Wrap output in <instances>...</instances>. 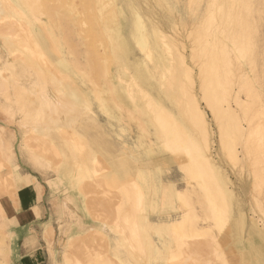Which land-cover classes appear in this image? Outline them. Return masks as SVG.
Here are the masks:
<instances>
[{
    "label": "rangeland",
    "instance_id": "rangeland-1",
    "mask_svg": "<svg viewBox=\"0 0 264 264\" xmlns=\"http://www.w3.org/2000/svg\"><path fill=\"white\" fill-rule=\"evenodd\" d=\"M0 8V197L52 176L71 182L49 205L48 264H264V0H0ZM153 42L166 49L163 66L155 46L147 51ZM135 64L152 86L137 85ZM203 83L233 117L223 147ZM194 103L208 139L187 118ZM160 108L175 122L162 136L180 150L158 148L151 121ZM206 145L215 168L193 171L209 181L199 189L189 166L204 164ZM112 169L122 186L101 176ZM169 184L183 200L163 198ZM183 215L180 236L150 227Z\"/></svg>",
    "mask_w": 264,
    "mask_h": 264
},
{
    "label": "crops",
    "instance_id": "crops-1",
    "mask_svg": "<svg viewBox=\"0 0 264 264\" xmlns=\"http://www.w3.org/2000/svg\"><path fill=\"white\" fill-rule=\"evenodd\" d=\"M70 188L67 177L60 182L52 176L19 187L13 196L0 197V232L5 237L0 235V244L6 245L0 264H48L43 232L49 205L66 196Z\"/></svg>",
    "mask_w": 264,
    "mask_h": 264
},
{
    "label": "bare ground",
    "instance_id": "bare-ground-1",
    "mask_svg": "<svg viewBox=\"0 0 264 264\" xmlns=\"http://www.w3.org/2000/svg\"><path fill=\"white\" fill-rule=\"evenodd\" d=\"M33 2V1H32ZM33 4V3H32ZM75 5V4H74ZM72 5H70V7H71ZM131 5H129L128 7H130ZM1 9V8H0ZM133 30L131 29L128 33H129V36L130 37H133V36H135V34L137 33V32H139L138 31V29H137V23L135 22V21H133ZM152 32H153V37L155 38V37H159V31H158V29H157V27L156 26H154V27H152ZM159 32V33H158ZM51 33V32H50ZM160 39H161V36H160ZM36 42V41H35ZM165 43V42H164ZM166 44V43H165ZM161 45H163V43H160V42H153V43H151L150 44V47L149 46H147V51H148V53H151L152 54V52H153V50L152 49H154L153 48V46H155L156 47V49H158L157 51H155V56H154V59H155V62H156V66H158V65H161L162 64V66H163V63L164 62H166L167 60H165V59H163V52L164 51H166V49H165V47H161ZM38 46V45H37ZM121 46H122V48H123V54H124V49H125V47L124 46H126V44L125 43H122L121 42ZM37 48V47H36ZM118 48V47H117ZM243 52V51H242ZM40 53V52H39ZM136 65V67H134V72H133V74H134V76H132L133 78H135V80H137V85H139V84H141L142 82H144L145 81V83L146 84H149L148 86H152V84H151V82H150V80L147 78V76L146 75H143V74H140L139 72H140V70H139V66L137 65V64H135ZM132 66H134V65H132ZM133 78H130V79H132L133 80ZM201 85V84H200ZM142 87V86H141ZM200 91H201V93L203 94V100H204V105H205V107L209 110V112H210V114H211V116H212V118L214 119V121H215V124H217L216 126H218L217 128H218V134L220 135V145L223 147V143H224V138H223V136H224V133H225V120L228 118L230 121H232L233 122V117L230 115H227V112L225 111H223L222 109H221V107H219L218 105H217V103H216V99L214 98V99H212V98H210V96H209V94H208V85H206V83H203L202 84V86H201V88H200ZM158 93H161V92H158ZM78 94H79V92H78ZM78 94L75 92L74 93V95H73V97H74V101H70V102H72L73 104L74 103H79L80 102V96H78ZM80 95V94H79ZM164 96L167 98V99H169V98H173V95H171L170 94V92H167V93H164ZM69 105H70V103H69ZM65 108H67V107H65ZM71 108H73L72 106H71ZM68 109V108H67ZM69 109H70V107H69ZM71 110V109H70ZM74 110V109H73ZM160 110H161V108H160ZM163 110V109H162ZM161 110V111H162ZM51 111V110H50ZM54 111V110H53ZM65 111H66V109H65ZM68 112H69V110H68ZM76 112L77 111H73L72 113H69V116L72 118H74V120L77 118V116H78V114H76ZM166 111H162V113H165ZM52 113V112H51ZM187 114V118H189V121H190V124L193 126V128L196 130V131H198L199 132V137L201 138V139H208V138H210V134H209V128H208V122H207V120H206V116H205V113L204 112H202L199 108H198V104L197 103H194V108L192 109V110H188L187 112H186ZM45 114V113H44ZM50 115V114H49ZM52 115V114H51ZM54 115V114H53ZM52 115V116H53ZM227 115V116H226ZM40 116H42V115H40ZM39 116V117H40ZM46 116H47V114H46ZM56 116V115H55ZM59 116V115H58ZM158 116V115H157ZM157 116L155 117V119L153 120V121H151V122H154V130H155V136H156V138H158L157 140H159L158 141V143H159V149H164L166 152H174V151H176V150H180L181 149V147H179L178 146V144H176V143H178V141H176V139H175V143H173L172 142V140H170V134H167L168 136H162V135H164L163 133H161V130L163 131V126H167V127H169L170 128V126H174L175 125V122H173L174 120L171 118V116L169 115V114H163V116H165L163 119H164V121L165 122H162V121H160L161 120V118L163 117H161L160 119H158L157 118ZM50 118V117H49ZM157 118V119H156ZM47 120H48V118H47ZM54 120H55V118H54ZM152 120V119H151ZM188 120V119H187ZM35 121V120H34ZM53 121V120H52ZM48 121H46V123H47ZM167 124V125H166ZM44 125H46V124H44ZM47 126H49V125H47ZM44 127V126H43ZM46 127V126H45ZM44 127V128H45ZM159 132H160V134H159ZM169 132V131H168ZM175 132V131H174ZM170 133V132H169ZM218 135V136H219ZM162 136V137H161ZM163 137H164V139H163ZM170 137V138H169ZM176 137V136H175ZM173 138V137H172ZM176 144V145H175ZM176 149V150H175ZM202 156H203V163L204 164H200V163H198L197 161H196V158H195V161H194V164L193 165H190L189 166V172H190V175L192 176L191 178H197V179H200V181H199V189H206V188H209L210 186H208L209 184L207 183V181L208 180H206L205 179V177H202V176H200L199 178H198V176L196 177V175L194 174V172L193 171H197L196 169H197V167H199V169H202L203 167L202 166H204V167H207L208 168V166H210L211 168H213V170H214V168H215V165H214V163H213V161H212V158L210 157V154L208 153V149H207V145H206V150H205V152L204 153H202ZM83 168V167H82ZM198 169V170H199ZM216 170H217V167H216ZM200 171V170H199ZM87 174H88V172H87ZM195 176H194V175ZM125 175L127 176V177H132V174H131V172H130V169H129V171H125ZM101 176L103 177V178H105V182H106V184H122V179L119 177V176H117V174H116V172H115V169H112V172L111 173H103V174H101ZM202 177V178H201ZM221 178L223 179V176L221 175ZM196 179V180H197ZM220 181H221V179H220ZM118 182V183H117ZM121 182V183H120ZM209 182V181H208ZM198 185V184H197ZM211 185V184H210ZM122 186V185H121ZM119 187V186H118ZM165 188L167 189L166 190V192H164V195H163V198L166 200V201H169L172 197H174V198H176L177 199V201L178 200H183L182 198H183V195L181 194V193H179V191L177 190V189H175L174 188V185H172V184H169V186H165ZM207 190H209V189H207ZM207 190H205V192L207 191ZM154 191H155V189H154ZM153 191V192H154ZM205 194H208L207 192L205 193ZM120 195H122V194H120ZM209 195V194H208ZM207 195V196H208ZM122 196H125V195H122ZM141 197V196H140ZM214 210V209H213ZM184 216V215H183ZM183 216H182V218H180V219H177V220H172V221H167V220H165V221H160V220H158L159 222L158 223H153V225L152 226H150L151 227V229L155 232V234L158 236V237H161V236H163L164 234H166L167 236L168 235H173V236H176L177 234H179V236H180V231H182V230H185L186 229V226H187V220H189L188 218H186L185 216H184V218H183ZM167 217V216H166ZM222 220H220V219H218V221L216 220L215 222H214V227H217L218 229L217 230H221L222 229ZM220 227V228H219ZM184 232V231H183ZM219 232V231H218ZM209 234V233H208ZM208 237V236H207ZM215 237V236H214ZM211 238V237H210ZM148 241V240H147ZM147 245V244H146ZM157 247H152L151 249H152V252L154 253H157L156 255L157 256H160V258H162V256H161V254H163L162 252H160L159 251V249H156ZM164 250L166 251V254H167V251L169 250L168 249V247L166 248L165 246H164ZM168 249V250H167ZM4 253H5V251H4ZM168 253H169V251H168ZM165 254V255H166ZM166 258V257H165ZM63 260H64V258H63ZM98 260V259H97ZM102 260V259H101ZM186 260V259H185ZM188 261V260H187ZM95 262V261H94ZM102 262V261H101ZM104 262V261H103ZM186 261H184V263H185ZM64 264H69V261L68 260H64ZM104 264H111V263H109V262H104Z\"/></svg>",
    "mask_w": 264,
    "mask_h": 264
}]
</instances>
